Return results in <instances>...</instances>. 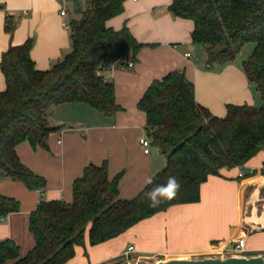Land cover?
I'll return each mask as SVG.
<instances>
[{"label": "trees", "instance_id": "1", "mask_svg": "<svg viewBox=\"0 0 264 264\" xmlns=\"http://www.w3.org/2000/svg\"><path fill=\"white\" fill-rule=\"evenodd\" d=\"M125 1L86 0L81 17L68 24L71 50L47 70L35 68L31 40L1 54L0 179L43 192L45 179L20 162L15 148L23 142L46 148L48 135L58 129L47 120L52 107L83 103L106 116L119 110L114 86L101 68L134 61L144 46L127 27L106 25L123 12ZM168 10L192 21L191 43L202 49L208 69L232 63L246 43L253 44L242 69L260 106L229 104L225 116L217 117L197 104L193 83L183 71L154 80L137 108L145 115L152 145L165 158L164 167L135 197L121 199L122 173L109 179L106 163L88 165L72 184L70 203L41 200L30 214L34 246L25 256L20 257L15 242H0V264H66L86 241L90 246L108 242L172 206L198 202L209 176L241 168L264 152V0H172ZM12 29L8 17L5 31ZM172 176L179 188L152 206L148 193ZM17 211L19 202L0 194V219Z\"/></svg>", "mask_w": 264, "mask_h": 264}, {"label": "crops", "instance_id": "2", "mask_svg": "<svg viewBox=\"0 0 264 264\" xmlns=\"http://www.w3.org/2000/svg\"><path fill=\"white\" fill-rule=\"evenodd\" d=\"M171 1L126 0L123 12L106 23L113 30L127 27L144 45L135 60L128 61L132 67L117 63L101 72L114 86L116 113L106 116L83 103L57 105L47 116L49 125L58 129L48 135L46 148L33 149L26 142L16 146L20 162L46 181L41 192L0 179V194L19 202V211L0 219V242H15L20 257L34 246L29 216L39 201L70 203L72 184L88 165L106 163L109 179L122 173L121 199L135 197L164 167L165 158L152 145L145 115L137 108L154 80L183 71L193 83L197 104L217 117L225 116L229 104L260 106L242 64L234 60L212 69L205 66L202 49L191 43L192 21L173 16L168 10ZM85 6L86 0H0V57L10 46L31 40L35 68L49 69L71 50L69 29L63 24L78 20ZM8 17L11 32L5 31ZM4 87L0 72V92ZM140 139L148 140V153L143 152ZM263 162L264 152H260L241 168L219 170L200 186L198 202L172 206L108 242L90 246L86 241L85 248L77 247L66 264H124L128 246L135 250L129 256L132 261L156 256L157 262L163 257L200 259L213 257L207 255L212 247L230 250L241 238V257L264 258V175L259 174Z\"/></svg>", "mask_w": 264, "mask_h": 264}, {"label": "built area", "instance_id": "3", "mask_svg": "<svg viewBox=\"0 0 264 264\" xmlns=\"http://www.w3.org/2000/svg\"><path fill=\"white\" fill-rule=\"evenodd\" d=\"M65 13L63 11H61V15H64ZM63 26L65 28H68V24L64 23ZM187 58L190 57V54H186L185 55ZM133 63L132 62H127L126 66L127 67H132ZM109 66L104 65L101 68V71H105ZM141 147L143 148V152L144 153H148L149 152V142L146 139H140L139 141ZM237 176L239 178L243 177L242 172H238ZM243 248H244V239H238L235 244L233 245V247L230 250H226L224 248L220 249L218 247H212L211 250H209V253H207V255L209 256H213V257H229V256H234V257H241L243 254ZM135 253L134 247L133 246H129L127 247L124 255L126 257L125 263L124 264H138V260L136 259V261H132L129 256L131 254Z\"/></svg>", "mask_w": 264, "mask_h": 264}, {"label": "water", "instance_id": "4", "mask_svg": "<svg viewBox=\"0 0 264 264\" xmlns=\"http://www.w3.org/2000/svg\"><path fill=\"white\" fill-rule=\"evenodd\" d=\"M157 264H264L262 256L256 257H205L200 259L170 258Z\"/></svg>", "mask_w": 264, "mask_h": 264}, {"label": "clouds", "instance_id": "5", "mask_svg": "<svg viewBox=\"0 0 264 264\" xmlns=\"http://www.w3.org/2000/svg\"><path fill=\"white\" fill-rule=\"evenodd\" d=\"M179 182L175 176L169 177L167 184L158 185L153 188L149 193V199L152 206L160 203L161 198H170L175 194V191L179 188Z\"/></svg>", "mask_w": 264, "mask_h": 264}, {"label": "rangeland", "instance_id": "6", "mask_svg": "<svg viewBox=\"0 0 264 264\" xmlns=\"http://www.w3.org/2000/svg\"><path fill=\"white\" fill-rule=\"evenodd\" d=\"M252 49H253V44L252 43H246L241 49L240 51L236 54L235 56V61L234 63L235 64H238V65H241L243 61H245L249 55L251 54L252 52ZM129 247V246H128ZM158 256H156V258H146V257H143V258H140L138 264H157V259ZM167 258L169 257H163V260L161 261H166ZM172 258H175V257H172ZM176 258H184V259H187L185 257H176ZM136 261V260H135Z\"/></svg>", "mask_w": 264, "mask_h": 264}]
</instances>
